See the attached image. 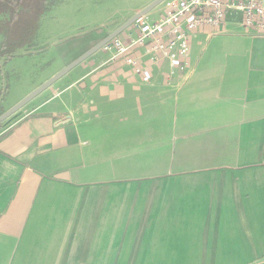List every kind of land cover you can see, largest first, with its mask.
<instances>
[{
    "label": "crops",
    "instance_id": "1",
    "mask_svg": "<svg viewBox=\"0 0 264 264\" xmlns=\"http://www.w3.org/2000/svg\"><path fill=\"white\" fill-rule=\"evenodd\" d=\"M154 1L90 9L99 42ZM143 62L101 49L0 134V264H264V38L233 13L186 72Z\"/></svg>",
    "mask_w": 264,
    "mask_h": 264
},
{
    "label": "rangeland",
    "instance_id": "2",
    "mask_svg": "<svg viewBox=\"0 0 264 264\" xmlns=\"http://www.w3.org/2000/svg\"><path fill=\"white\" fill-rule=\"evenodd\" d=\"M146 2L148 0H49V8L41 20L34 45L18 52L8 62L1 61L0 109L7 112L32 93L35 88H39L37 86H41L43 84L41 82L46 77L60 68L64 58L68 62L75 60L89 48L98 44L104 35V28L101 25L106 23V20L102 19L105 15L90 17V9L100 8L102 13L105 11L121 16L126 9L138 8ZM76 3H81L77 9ZM80 26L92 27L82 29L79 28ZM71 36L75 41L67 42L66 48L65 44L55 45ZM3 41L4 36L0 35V45ZM61 55L64 57L61 58ZM39 102L40 98L33 100L18 112L19 117L36 109ZM10 119L0 129V134L9 129L16 120L15 118Z\"/></svg>",
    "mask_w": 264,
    "mask_h": 264
},
{
    "label": "built area",
    "instance_id": "3",
    "mask_svg": "<svg viewBox=\"0 0 264 264\" xmlns=\"http://www.w3.org/2000/svg\"><path fill=\"white\" fill-rule=\"evenodd\" d=\"M233 13L241 14L242 27L248 33L264 38V0H167L159 20L140 18L132 26L135 36L126 40L117 37L102 51L113 59L123 58L143 83H150L152 74L143 59L148 57L154 66L168 61L172 75L186 72L193 35L203 26L222 28Z\"/></svg>",
    "mask_w": 264,
    "mask_h": 264
},
{
    "label": "trees",
    "instance_id": "4",
    "mask_svg": "<svg viewBox=\"0 0 264 264\" xmlns=\"http://www.w3.org/2000/svg\"><path fill=\"white\" fill-rule=\"evenodd\" d=\"M49 8V0H0L1 61L12 60L20 51L34 45L40 23ZM5 113L0 109V116ZM19 117V113L10 120ZM6 122L0 124V129Z\"/></svg>",
    "mask_w": 264,
    "mask_h": 264
},
{
    "label": "water",
    "instance_id": "5",
    "mask_svg": "<svg viewBox=\"0 0 264 264\" xmlns=\"http://www.w3.org/2000/svg\"><path fill=\"white\" fill-rule=\"evenodd\" d=\"M167 0H155L153 3H151L148 7H146L144 10H142L140 13L132 17L129 21H127L123 26H121L119 29L114 31L112 34L107 36L105 39H103L101 42L96 44L93 48L88 50L86 53H84L82 56H80L78 59H76L74 62L69 64L67 67H65L62 71H60L58 74L53 76L51 79L46 81L44 84H42L39 88L35 89L32 93H30L26 98H24L22 101H20L17 105H15L13 108L5 112L3 115L0 116V124L6 122L8 119L16 115L19 111H21L23 108H25L28 104H30L33 100H35L38 96L43 94L45 91L50 89L55 83H57L59 80H61L63 77H65L69 72H71L73 69H75L77 66L88 60L90 57L95 55L97 52L101 51V49L113 41L115 38L122 35L125 31L129 30L137 20H139L142 17L147 16L150 12H152L157 7L164 4Z\"/></svg>",
    "mask_w": 264,
    "mask_h": 264
}]
</instances>
